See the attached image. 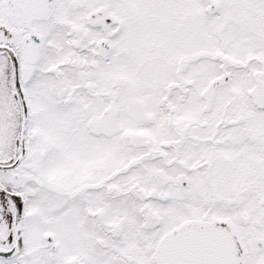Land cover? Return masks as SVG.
Masks as SVG:
<instances>
[{
    "label": "snow or ice",
    "instance_id": "1",
    "mask_svg": "<svg viewBox=\"0 0 264 264\" xmlns=\"http://www.w3.org/2000/svg\"><path fill=\"white\" fill-rule=\"evenodd\" d=\"M0 264H264V0H0Z\"/></svg>",
    "mask_w": 264,
    "mask_h": 264
}]
</instances>
